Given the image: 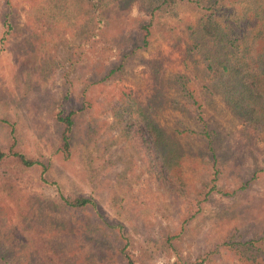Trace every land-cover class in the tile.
I'll use <instances>...</instances> for the list:
<instances>
[{
    "label": "rangeland",
    "instance_id": "rangeland-1",
    "mask_svg": "<svg viewBox=\"0 0 264 264\" xmlns=\"http://www.w3.org/2000/svg\"><path fill=\"white\" fill-rule=\"evenodd\" d=\"M113 6L95 29L87 0H0V146L14 136L46 165L0 162V264H126L123 245L137 264H264V128L212 81L188 27L199 9ZM71 107L65 157L54 113ZM138 110L160 129L165 180L128 132Z\"/></svg>",
    "mask_w": 264,
    "mask_h": 264
},
{
    "label": "trees",
    "instance_id": "trees-1",
    "mask_svg": "<svg viewBox=\"0 0 264 264\" xmlns=\"http://www.w3.org/2000/svg\"><path fill=\"white\" fill-rule=\"evenodd\" d=\"M89 14L99 28L105 25L106 10L111 5L114 11L129 14L134 8L151 6L150 14L156 9L174 10L182 4L199 9V21L194 28L189 25L194 45L202 46V55L206 59L205 67L213 73L212 81L221 90L229 104L244 117L246 126L264 128V49L257 46V39L264 38V0H87ZM115 2L114 4H112ZM246 4V5H243ZM251 5V6H250ZM50 12V11H48ZM51 13V12H50ZM54 18V17H53ZM100 24V25H99ZM153 22L142 23L143 45L148 44ZM4 25L11 28L9 14ZM49 28V26L47 27ZM6 30L8 33L9 30ZM92 33L94 35L95 33ZM4 37V36H3ZM78 109L55 111L56 121L61 125L60 150L65 157L70 155L73 126ZM128 132L142 145L148 157L149 165L156 176L165 180L170 173V163L165 154H159L163 143L159 127L138 110L131 118ZM15 137L11 138L8 148L0 146V162L12 158L14 167L27 168L34 165L46 167L38 158L26 155L15 147ZM164 147V145H163ZM166 148V147H165ZM171 152V151H169ZM173 152V151H172ZM44 178V177H43ZM45 179V178H44ZM65 204L78 207L94 201L83 195L69 196L61 194ZM177 234L167 237L175 239ZM174 247V246H173ZM126 264H137L136 258L126 245L121 247ZM172 264H184L178 257Z\"/></svg>",
    "mask_w": 264,
    "mask_h": 264
}]
</instances>
